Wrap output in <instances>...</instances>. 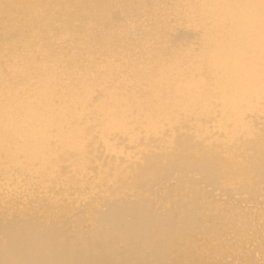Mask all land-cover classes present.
I'll return each mask as SVG.
<instances>
[{"label": "bare ground", "instance_id": "obj_1", "mask_svg": "<svg viewBox=\"0 0 264 264\" xmlns=\"http://www.w3.org/2000/svg\"><path fill=\"white\" fill-rule=\"evenodd\" d=\"M0 264H264V0H0Z\"/></svg>", "mask_w": 264, "mask_h": 264}]
</instances>
